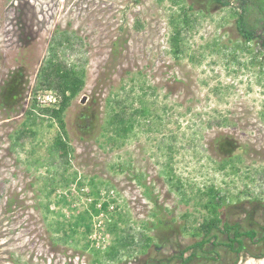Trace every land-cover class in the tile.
Instances as JSON below:
<instances>
[{"label": "rangeland", "instance_id": "374dc122", "mask_svg": "<svg viewBox=\"0 0 264 264\" xmlns=\"http://www.w3.org/2000/svg\"><path fill=\"white\" fill-rule=\"evenodd\" d=\"M224 1L229 5L0 0V92L18 71L25 88L13 112L0 106V264H165L199 240L188 228L202 221L197 189L209 186L229 196L225 221L243 229L264 225V50L238 32L241 0ZM188 6L190 28L183 23ZM244 19L259 29L264 0H246ZM174 23L183 30L179 58L171 43ZM64 30L72 45L58 52L60 58L85 70L84 88L65 115L74 148L66 175L76 172L84 179L80 190L76 183L55 187L51 181L54 170L65 166L61 159L56 168L50 164V146L61 130L50 126L39 109L35 124L26 119L52 37ZM42 94L47 92L37 96ZM118 98L132 102L130 112L142 98L151 114L137 118L140 124L125 147L102 148L108 105L116 107ZM25 123L34 133L14 146ZM217 139L231 146L218 148ZM229 157H235V167L221 169ZM168 162L189 203L167 183ZM92 179L100 198L87 195ZM94 198L111 204L101 225L90 209ZM87 211L90 233L80 225L69 240V225ZM114 221L118 236L130 241L135 234L137 241L109 259L105 253L117 242L110 227ZM138 232L154 239L145 253ZM217 251V260L200 257L193 264H264V258L253 257L260 247L250 243L238 259L226 248Z\"/></svg>", "mask_w": 264, "mask_h": 264}, {"label": "trees", "instance_id": "16d2710c", "mask_svg": "<svg viewBox=\"0 0 264 264\" xmlns=\"http://www.w3.org/2000/svg\"><path fill=\"white\" fill-rule=\"evenodd\" d=\"M170 1L177 6L183 2V0ZM208 1L214 4H219L222 7L229 5L228 2L224 0ZM241 5L243 12L239 15L240 19L237 25L239 34L244 38L245 42L250 43L252 41H256L259 47L264 50V24H262L259 29H251L244 19L246 0H241ZM188 11H192V6H188L187 9L183 10V23L190 28V18L187 14ZM174 26L176 28L171 35V43L173 44L176 57L179 58V54L183 53V50L181 49L183 30L175 23ZM71 40L72 36H70L69 30L59 31L52 37L49 45L48 56L45 58L37 74L35 93L32 97L31 108H29L26 112V119L27 123L30 122L29 125L35 124L36 120L34 117V110L36 111V109H39V111H41V115H45L44 118L48 117L45 118V120L50 121V123H48L50 126L53 127L56 125L61 130V132H58L50 146V164L52 167L54 166L56 168L60 164L59 161L61 159L66 167L64 166V169L61 172L59 169H55L54 176L51 181L55 180L52 182L55 184V187L61 185L62 187H69L72 183H76L78 190H80L85 188L84 179L81 180V176H78L76 172L69 176L66 175L68 167H70V163L73 159L72 155L74 153V148L71 146L68 136L65 115L73 101L79 96L80 92L84 88L85 70L83 66L80 67L77 64H69L65 60H62L58 54V52L63 50L64 47H71ZM22 84L23 72L18 71L14 76L12 75L1 88L0 106L6 111L13 112L12 109L20 102L21 97L24 96L25 88H23ZM144 89V86H142V97H145L147 94V91ZM40 90L52 92L57 97V104L51 108H42L39 104L37 96ZM139 101L141 102V106L137 109H133L132 112L129 111L128 106V104L132 102H127V99H114L113 102L116 107L114 105H108L109 110L107 111L105 124L102 127V133L99 139V143H101L100 145L102 148L107 146L108 149L110 148L111 150L122 149L127 145L131 135L134 133L135 127L140 124V120L137 118L148 119L151 114V109L146 105V102L142 98H140ZM27 123L24 124L23 129L17 130L18 134H16L15 143L13 144L14 146H19L22 144L23 140L26 139V137H29L30 134L34 133L31 128H29L30 126ZM152 125H154V123ZM217 143L218 148L222 147L223 149H226V146H231L229 140L217 139ZM232 151L233 149H230V151L220 152L232 153ZM234 159L235 157H229L223 160L220 164V168L225 169L228 165L235 167ZM170 165V162H168L166 166L168 169L165 171L166 181L171 186V190L176 191L182 196V200L184 202L189 203L183 188L184 184L182 180L176 176ZM89 185L93 188L87 195L90 197L94 196L96 198H100V190L94 179L89 182ZM55 187L48 190V193L46 194L48 197L55 191ZM196 196L199 197V202L205 213L202 216V221L197 226L191 228L189 227L188 230H191V235L199 238V240H197L194 244L179 250L177 254H174V256L167 260L165 264H172L173 259H178L176 264H193V261L200 257L217 260L219 257L217 249L220 247L226 248L230 253L235 254L236 259H238L240 257V253L246 251L247 243L260 247L259 253L253 254V257L259 259L264 258V225L258 229H243L240 223H229L228 221H225L223 219V211L225 206H227L229 196L226 195V193H222V191L215 186L206 187L205 190L197 189ZM204 197L206 199H204ZM96 198H94L92 204L90 205V209H92L93 214L98 216L102 211L111 212V204L107 201L102 202L101 209H97L99 200L97 201ZM111 203L113 202L111 201ZM89 213L91 212L87 211L86 214H81L77 217V219H75L74 223L69 225L73 231H70L71 239L69 240H73V236L77 233V229L80 225L85 227L86 233H90L92 217ZM85 217L87 222L85 221ZM120 221H122V219H120ZM57 223L59 224V222ZM111 225V231L116 236V244H118V246L116 244L110 246V248L106 251L105 254L109 259H113V256L117 255L122 250L125 252L137 241L134 238L135 234L130 238V241H127V238L124 240L121 236H118V223H115L114 221ZM58 229L63 230V228ZM138 234L140 235V241L142 242V253H145L153 245L154 239L153 237L141 232H138ZM96 254H99V252H96Z\"/></svg>", "mask_w": 264, "mask_h": 264}, {"label": "built area", "instance_id": "2783aa9c", "mask_svg": "<svg viewBox=\"0 0 264 264\" xmlns=\"http://www.w3.org/2000/svg\"><path fill=\"white\" fill-rule=\"evenodd\" d=\"M39 102H41L42 104H50V103H54L57 101V98L55 97V95L52 92H48L47 94H42L38 97ZM101 205L102 203L100 202L98 204L99 209H101ZM99 218L101 217V221L98 223L99 225H101L103 222L102 220L104 219V217H106V213L105 211H102L99 215ZM98 226V225H97Z\"/></svg>", "mask_w": 264, "mask_h": 264}, {"label": "clouds", "instance_id": "9594fccd", "mask_svg": "<svg viewBox=\"0 0 264 264\" xmlns=\"http://www.w3.org/2000/svg\"><path fill=\"white\" fill-rule=\"evenodd\" d=\"M48 93V92H47ZM39 97V96H38ZM40 106L42 108H51L52 106H54L55 104H57V101L54 103H50V104H42L41 102H39Z\"/></svg>", "mask_w": 264, "mask_h": 264}]
</instances>
